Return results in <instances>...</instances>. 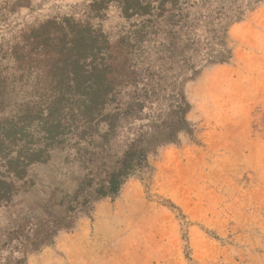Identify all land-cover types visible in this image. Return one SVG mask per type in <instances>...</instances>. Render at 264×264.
Listing matches in <instances>:
<instances>
[{
    "label": "rangeland",
    "instance_id": "rangeland-1",
    "mask_svg": "<svg viewBox=\"0 0 264 264\" xmlns=\"http://www.w3.org/2000/svg\"><path fill=\"white\" fill-rule=\"evenodd\" d=\"M93 1L0 0V121L47 99V53L34 34L63 19L104 39L119 101L149 102L109 146L56 148L29 168L0 207V264L44 254L78 223H98L105 205L111 223H171L183 264H264V0H181L150 17H126L116 2L97 11ZM174 123L170 140L149 144L146 172L116 197L69 213L59 204L74 205L105 154Z\"/></svg>",
    "mask_w": 264,
    "mask_h": 264
},
{
    "label": "trees",
    "instance_id": "trees-1",
    "mask_svg": "<svg viewBox=\"0 0 264 264\" xmlns=\"http://www.w3.org/2000/svg\"><path fill=\"white\" fill-rule=\"evenodd\" d=\"M180 1L94 0L92 7L100 11L116 2L126 17H150L156 11H164L165 6L176 7ZM34 39L35 47L47 53L49 95L0 121V207L19 192L17 183L24 179L29 168L46 163L52 150L80 144L88 147L96 140H100L99 147L105 148L121 122L140 117L149 103L146 97L137 95L123 102L117 99L119 90L114 73L118 66L106 61V42L89 27L69 19L61 20L58 26L48 21L40 26ZM175 109L176 115L185 114L179 105ZM102 126L104 131L100 129ZM144 127L149 131L152 125ZM176 128L178 123L171 124L158 135L154 128L153 135L147 138L139 135L125 143L119 153L105 154L99 163L101 172L90 170L79 182L70 200L74 205L64 199L59 204L69 213L91 201L116 197L127 179L146 172L149 144L170 140ZM53 224L56 228H67L63 223Z\"/></svg>",
    "mask_w": 264,
    "mask_h": 264
},
{
    "label": "crops",
    "instance_id": "crops-1",
    "mask_svg": "<svg viewBox=\"0 0 264 264\" xmlns=\"http://www.w3.org/2000/svg\"><path fill=\"white\" fill-rule=\"evenodd\" d=\"M98 216V223H78L72 233L59 234L26 264H183L171 223H111L107 205Z\"/></svg>",
    "mask_w": 264,
    "mask_h": 264
}]
</instances>
